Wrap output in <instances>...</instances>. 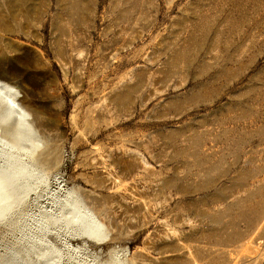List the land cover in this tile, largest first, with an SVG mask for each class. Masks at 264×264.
I'll return each instance as SVG.
<instances>
[{"label":"rangeland","instance_id":"rangeland-1","mask_svg":"<svg viewBox=\"0 0 264 264\" xmlns=\"http://www.w3.org/2000/svg\"><path fill=\"white\" fill-rule=\"evenodd\" d=\"M0 80L1 264H264V0H0Z\"/></svg>","mask_w":264,"mask_h":264},{"label":"bare ground","instance_id":"bare-ground-1","mask_svg":"<svg viewBox=\"0 0 264 264\" xmlns=\"http://www.w3.org/2000/svg\"><path fill=\"white\" fill-rule=\"evenodd\" d=\"M10 92H11V87L8 85V83H6L3 80H0V115H1V117H3L4 124L7 125V127L5 128V129H7V131L5 133V135H6L5 138L0 136V148L2 149V150H0V159L3 160V162L1 161L2 163H0V218L4 217V215H5L3 213V211H5L4 208H6L8 206L9 199L12 197V195L9 196V194L13 193L15 191V189L19 188L21 185L23 187L25 186V184L28 185L29 180H31L32 176H33L31 171H28L29 172L28 174L26 173L23 166L26 169H29V166L27 164H25V162L22 161L21 158H19V159L16 158V159H14L13 162H8V161L4 162L9 157H14V152H13L14 149L13 148L20 146L19 141H16L15 143H13L12 140L16 139V137L20 134L25 136V139H26V136H27L26 133L28 132V131L24 130L26 132V133H24V131H23V129H27V127L24 126V114L19 109L17 103L15 102L14 98L11 96ZM12 122H17V125L14 129H11V123ZM8 140H11V142L13 143L12 146H14V147H12L11 151L6 153V150L11 149V147L9 146ZM31 140L29 142H31ZM32 143H33V141H32ZM25 145L26 144L24 143L23 146H25ZM32 150L33 151L35 150V147H33V145H31V149L28 150L29 153H24V154L25 155L31 154L33 152ZM25 155H23V156H25ZM8 160H10V159H8ZM17 161H19V163L21 165H23L22 167L17 166L20 169H18L16 167ZM12 164H16V165L14 167H11ZM7 191H10V193H8ZM141 206H142V208L145 209V203H142ZM7 211H9V210H7ZM73 212H74V223L78 227L77 233L80 235L86 236L90 240H100V231L102 229V226L96 220V218L90 213H82L78 207L73 208ZM261 220L264 221V218ZM68 225H69V223H68ZM220 258H221V260H220L221 264H234V263H236L235 262L236 257L232 258L230 253H225ZM241 258L243 259V257H241ZM245 258H246V256H245ZM248 260H247V263H248ZM238 262H239V260H238ZM188 264H195V263L193 261H190Z\"/></svg>","mask_w":264,"mask_h":264}]
</instances>
